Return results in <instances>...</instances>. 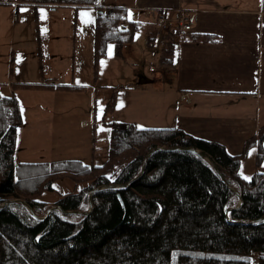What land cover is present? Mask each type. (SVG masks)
<instances>
[{
	"label": "trees",
	"instance_id": "16d2710c",
	"mask_svg": "<svg viewBox=\"0 0 264 264\" xmlns=\"http://www.w3.org/2000/svg\"><path fill=\"white\" fill-rule=\"evenodd\" d=\"M41 1L94 5L99 0ZM124 22L125 29L120 26ZM141 29L152 43L155 31L133 20L129 9H102L96 16V62L107 56L111 43L116 55L123 56V46ZM181 32L175 24L166 33L162 64H174L176 35ZM201 35L215 39L212 33ZM115 101L113 95L109 110ZM22 124L16 93L0 89V201L20 197L38 215L55 204L87 210L90 190L133 180L156 146H195L206 153L239 190L243 203L230 211L229 219L226 209L237 204L238 196L208 160L190 150L157 149L131 185L93 192V209L87 214L55 209L40 218L22 202L2 207L0 264H264V219L260 218L264 216V170L260 169L264 124L247 139L243 152L232 154L223 143L196 137L180 127L113 121L108 157L102 164L75 158L16 162ZM250 150L255 151L256 169L246 176L242 162ZM62 178L80 183V189L63 192L53 202L38 198Z\"/></svg>",
	"mask_w": 264,
	"mask_h": 264
},
{
	"label": "crops",
	"instance_id": "0c3cea01",
	"mask_svg": "<svg viewBox=\"0 0 264 264\" xmlns=\"http://www.w3.org/2000/svg\"><path fill=\"white\" fill-rule=\"evenodd\" d=\"M52 6L53 9L57 7H64L69 11L74 9L75 18L78 17L81 9H84L82 7L90 6L91 9L93 7L98 13L109 6L126 7L131 18L151 27L155 31V36L150 43L148 33L145 29H141L123 46V56L116 55L115 45L111 43L107 56L100 58L98 62L95 56V37L94 41L88 38L83 50L87 54L93 52L96 72H91V64L86 65L82 59V52L77 50L76 44H73V57L66 67L74 79L84 78L87 81L61 83L57 78L58 75H51L49 79L35 82L19 81V78L18 81L6 79L11 73L0 79V89H3L5 94L16 93L23 116L16 162L75 158L85 163L97 164L95 153L93 154L91 149L96 143L98 110L104 108L102 105L98 109V95L100 97L102 95V90L98 86V81L101 79L100 63L104 58L112 56L115 59L127 57L142 61L145 56L139 54L134 44L136 34H143L142 30L147 37L145 46L151 50L148 57L156 60L158 66L150 67L154 74L149 75L147 72L146 82H142L141 79L135 84L117 81L111 93L112 96L115 95V104L109 110L112 96L108 97L110 100L107 104V110L115 116L113 121L135 122L141 127H180L196 137L223 143L227 151L232 154L243 152L247 139L264 124L262 0H99L94 5L62 3ZM97 14H94L95 19ZM159 15L164 17L163 24L154 20ZM188 15L191 17L188 18ZM185 17L191 25L189 29L183 27L185 21L180 20ZM59 20V18L52 19V26L57 24L58 30ZM175 24L182 28V32L176 35L179 36L175 41L176 58L174 64L165 65L161 63L160 56L168 41L166 33ZM120 26L125 29L127 23L124 22ZM204 33L214 34L215 39H202L201 34ZM55 35L58 39L62 36L60 33ZM52 37L54 43L55 37ZM154 44L156 47L153 46ZM52 50H54L53 44H51V53L56 55ZM80 50H82L81 46ZM113 74L117 79L118 71ZM133 78H137V75L132 77L129 73L119 79L126 82ZM4 79L5 86L2 85ZM14 87H19L20 92H16ZM28 89H34L44 95L49 94L48 101L44 100L47 101L45 105L49 107L38 110L35 108L37 104L29 100V108H32L33 115L26 120L21 97ZM51 96L53 99L49 100ZM125 103L129 111L131 109L134 111L133 114L139 113L137 110L142 109L144 119L134 115L129 119H123L120 117L121 114L116 117V113ZM152 114L155 117L148 118ZM143 120L152 123L149 125L147 122L143 123ZM75 126L85 131L82 146L74 143L71 146L73 150L63 152L53 148L45 151L33 145V142L40 140L41 132L50 136L69 134ZM22 143H26L24 149ZM252 151L255 157V151L250 150L243 159L242 166ZM34 152L49 155H37L38 158H34L31 157ZM254 168L256 169L255 165Z\"/></svg>",
	"mask_w": 264,
	"mask_h": 264
},
{
	"label": "rangeland",
	"instance_id": "374dc122",
	"mask_svg": "<svg viewBox=\"0 0 264 264\" xmlns=\"http://www.w3.org/2000/svg\"><path fill=\"white\" fill-rule=\"evenodd\" d=\"M249 3L253 4V2ZM52 5L55 4L53 2H43L41 0L0 1V79H3L11 73L6 79L10 78V80L18 81L17 79L19 78V81L35 82L49 79L51 75H58L57 78L61 83L87 81L84 78L74 79L71 72L66 67L68 61L73 57V44H76L77 50L82 52V59L85 61L86 65L91 64V72H96L93 52L90 51L87 54L83 48L87 44L88 38H90V40L93 39L94 41L96 20L94 14H97L98 10L93 7L91 9L90 6L82 7L84 9H81L78 17L75 18L76 11L74 9H71L72 11H69V9L64 7L53 9ZM83 13H87L88 15H82ZM55 18L60 19L59 30L57 24L54 27L52 26V19ZM57 21L58 20H56V23ZM142 32L143 34H136L134 39V44L138 49L139 54L145 56L142 61H135L132 60V58L127 57L115 59V57L112 56L104 58L100 63V66H102L101 79L98 81V86L102 90V98L98 95V109H100L102 105L104 108L98 110L99 119L96 120V143L91 149L92 153H95L97 164L105 162L109 153L110 138L113 128L111 121H113L115 116H112L110 114L111 111L107 110V104L110 100L108 97L111 98V93L115 88L114 85H116L117 81H123L125 84H135L141 79L142 82H146L148 81L147 78H145L147 72L149 75L154 74L150 67L152 65L158 66L156 60H152L148 57L151 50L149 47L145 46L147 37L143 30ZM57 33L62 35L61 38L58 39L56 37L55 34ZM52 36L55 37L54 43H52ZM51 44L54 46V50L52 51L56 55L51 53ZM155 44L153 46L156 47ZM80 46L82 50H80ZM111 48H113L112 45ZM115 71H118L119 73L117 79H115L113 74ZM129 73L132 74V77H136L137 75V78L126 80V82L123 79H119L122 76H127ZM2 82V85L5 86V79L2 80ZM14 88L16 92L20 90L19 87ZM28 90H25L21 97L24 105L23 112H26V120L29 119V116L33 115L32 108H29V100L34 104H37L35 105V108L38 110L49 107L48 105H45V102L48 101L47 98L49 94H40L34 89ZM1 92L4 93L3 89ZM53 96H51L49 100H52ZM45 99H47V101H44ZM137 111H139V113L133 114L134 111L132 109L129 111L125 103L116 113V117L121 114L120 117L123 119H129L133 115L137 118L144 119L142 109ZM149 117L154 118L155 115L152 114L151 116H148V118ZM145 122L149 125L152 123L143 120V123ZM84 133V129L76 126L69 134L50 136L41 132L40 140L38 142H33V145L45 151L53 148L54 150H62L63 152H66L68 150H73L71 149V146L74 143L82 146ZM93 135L94 133L92 134V137ZM25 144L26 143H22L23 149ZM43 154L45 156L49 155L48 153ZM43 154L42 152H34L31 157L38 158V156H42ZM254 158V153L252 151L250 152V157L244 161L242 171L246 176H250L255 170ZM261 166L260 169H264V165L262 168ZM52 185L54 187L53 189L45 191L42 195L39 194L38 198L44 200L49 199L53 202L59 198L63 192L75 189L78 190L81 187L80 183H75L74 181L65 178L52 182ZM101 186L103 185L97 186L94 192L100 190ZM4 201H0V204ZM86 206L87 208L90 207L89 200ZM46 210L42 215L46 213ZM68 214L72 215L75 213Z\"/></svg>",
	"mask_w": 264,
	"mask_h": 264
},
{
	"label": "water",
	"instance_id": "95a60500",
	"mask_svg": "<svg viewBox=\"0 0 264 264\" xmlns=\"http://www.w3.org/2000/svg\"><path fill=\"white\" fill-rule=\"evenodd\" d=\"M157 149H166V150H177V149H184V150H190V151H194V152H197L199 155H201L204 159L208 160L213 166L214 168L217 170V172L220 174L221 176V179L222 181L227 184L234 192L235 194L238 196V202L237 204L233 205V206H230L226 209V213L228 215V218H230L229 216V213L232 209L234 208H238L241 206V204L243 203V196L241 195V193L239 192V190L234 186L232 185L229 180L226 178V176L221 172V170L219 169L217 163H215L206 153L200 151L198 148H196L195 146H171V147H164V146H156L155 148H153L152 150H150L147 155L145 156L144 158V161L142 163V167H141V170H140V173L135 176V178L127 183H124V184H111V185H103L101 186V188H104V187H123V186H129L131 185L134 181H136L145 171V166H146V163L147 161L149 160L150 156L152 155V153L157 150ZM97 188V187H96ZM92 189L90 190L89 192V196H88V200L90 202V207L87 209V210H79V209H65L63 208L61 205L59 204H56V205H53V206H50L47 208L46 210V213L44 215H38L36 214L33 206L27 202L26 200L24 199H21V198H11V199H8L6 201H4L2 204H0V209L2 207H4L5 205H7L8 203H11V202H22L30 211L31 213L35 216V217H40V218H43V217H46L49 215V213L54 210V209H59L61 210L63 213H82V214H87L89 213L92 209H93V199H92V195H93V192L94 190L96 189ZM100 188V189H101ZM261 219H264V216L260 217ZM254 221V220H252Z\"/></svg>",
	"mask_w": 264,
	"mask_h": 264
},
{
	"label": "built area",
	"instance_id": "2783aa9c",
	"mask_svg": "<svg viewBox=\"0 0 264 264\" xmlns=\"http://www.w3.org/2000/svg\"><path fill=\"white\" fill-rule=\"evenodd\" d=\"M163 18H164V17H162V16L159 15V16L156 18V21H158L160 24H163V23H164V20H162ZM181 20H184V21H185V22H184V27H185V28H190V24L187 23L186 17L183 18V19H181ZM158 22H157V23H158ZM159 23H158V24H159ZM160 24H159V25H160ZM123 26H125V25H123Z\"/></svg>",
	"mask_w": 264,
	"mask_h": 264
},
{
	"label": "snow or ice",
	"instance_id": "6c2138e0",
	"mask_svg": "<svg viewBox=\"0 0 264 264\" xmlns=\"http://www.w3.org/2000/svg\"><path fill=\"white\" fill-rule=\"evenodd\" d=\"M82 15H88L87 13H83ZM246 179H248V177H245Z\"/></svg>",
	"mask_w": 264,
	"mask_h": 264
}]
</instances>
